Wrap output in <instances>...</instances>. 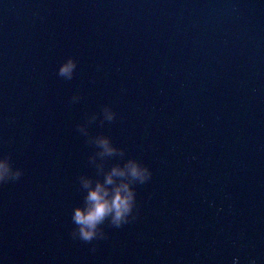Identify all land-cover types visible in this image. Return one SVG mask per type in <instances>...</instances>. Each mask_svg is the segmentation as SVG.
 I'll return each instance as SVG.
<instances>
[{"label": "water", "instance_id": "obj_1", "mask_svg": "<svg viewBox=\"0 0 264 264\" xmlns=\"http://www.w3.org/2000/svg\"><path fill=\"white\" fill-rule=\"evenodd\" d=\"M105 104L90 131L153 175L93 252L70 236L95 174L76 124ZM0 152L24 169L0 264H264V0H0Z\"/></svg>", "mask_w": 264, "mask_h": 264}, {"label": "clouds", "instance_id": "obj_2", "mask_svg": "<svg viewBox=\"0 0 264 264\" xmlns=\"http://www.w3.org/2000/svg\"><path fill=\"white\" fill-rule=\"evenodd\" d=\"M75 56H67L57 69V75L64 80H72L77 69ZM80 94L71 97V103L80 100ZM117 113L110 104L101 106L99 111L85 113L84 119L76 124V130L88 145L94 147L88 156V163L95 174L86 172L77 177L82 198L71 210L73 227L70 236L96 250V242L107 238L105 226L122 228L137 220L139 207L137 187L148 183L153 175L148 164L135 156H128L123 146L113 142L104 132L93 133L90 125L99 120L101 126L111 124ZM24 169L14 163L11 152H0V186L19 181ZM238 257L233 264H237ZM248 264H256L250 259Z\"/></svg>", "mask_w": 264, "mask_h": 264}]
</instances>
